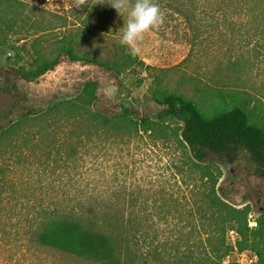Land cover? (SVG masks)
Instances as JSON below:
<instances>
[{
	"label": "rangeland",
	"instance_id": "1",
	"mask_svg": "<svg viewBox=\"0 0 264 264\" xmlns=\"http://www.w3.org/2000/svg\"><path fill=\"white\" fill-rule=\"evenodd\" d=\"M25 1L49 14L31 19L41 33L31 31L15 44L19 46L16 49H12L10 42L0 46V131L21 115L74 96L85 81H96L106 111H120V106H124L138 118L155 122L151 131L144 132L139 127L123 141L115 138L103 141L104 137L94 132L92 165L86 177L99 202L106 197L108 206L137 212L145 242L155 234L154 243L160 255L167 253L170 258L174 256L173 246L182 252L184 246L191 249L194 244L202 246L218 239V235L209 234L211 222L203 212L207 208L205 196L211 189L229 206L246 208L248 228L258 229L257 220L264 212V179L251 158L240 154L195 166L178 137L182 123L174 119L158 120L161 108L151 97L157 91L178 93L196 101L203 112L212 114L228 108L229 101L225 103L218 91L239 90L247 92L258 114L264 112L262 21H252L235 11L225 12L223 0H154L164 15V23L145 33L137 45V58L148 68L136 65L117 77L62 57L55 69L31 81L25 74L41 71L53 60L57 38L68 37L73 27L79 25L82 19L79 5L85 0ZM122 15L106 6L95 20L105 28L107 37L88 40L83 50L92 56L99 53L109 57L113 37L119 40L126 26L127 13ZM96 46L104 49L99 51ZM75 129L73 123L58 122L46 133L57 144L70 136L68 139L74 143ZM23 130L35 132L37 127L31 125ZM53 173L47 178L65 179L61 171ZM132 198L134 203L130 202ZM148 226H153L155 233L149 232ZM230 232L226 241L233 255ZM234 238L237 239L235 232ZM38 260L50 264H90L53 252L43 253ZM206 261L205 264L218 262L210 258ZM19 264L26 261L19 259Z\"/></svg>",
	"mask_w": 264,
	"mask_h": 264
},
{
	"label": "trees",
	"instance_id": "2",
	"mask_svg": "<svg viewBox=\"0 0 264 264\" xmlns=\"http://www.w3.org/2000/svg\"><path fill=\"white\" fill-rule=\"evenodd\" d=\"M223 1L225 12L235 11L264 24V0ZM99 2L85 0L79 5L82 15L79 25L73 27L68 37L57 38L53 60L41 71L25 74L27 79L33 81L45 71L55 69L62 57L117 77L136 65L148 68L114 37L109 45V57L99 53L92 56L83 50L88 40L107 37L105 28L95 19L105 12L106 6L110 9L111 6L108 0ZM234 2L236 6L232 5ZM47 14L25 0H0V46L10 42L12 49H16L19 46L15 44L31 31L41 33L31 19ZM261 29L264 31V25ZM98 87L96 81H85L74 96L21 115L0 131V264H19V259H24L26 264H50L38 260L45 252L90 264H205L209 258L218 260L209 264H222L231 249L226 241L229 231L237 234L235 246L239 252L252 250L257 254L254 264H264V212L257 220L258 229H249L248 210L229 206L212 189L205 196L207 208L203 212L211 222L209 234L218 235V239L202 246L194 244L191 249L184 246L182 252L173 246V258L167 253L160 255L154 243L155 234L145 242L137 212L108 206L106 197L99 202L86 177L92 165L94 132L104 137L103 141L110 138L123 141L139 127L144 132L151 131L155 122L138 118L124 106H120V111H106ZM221 91L219 96L225 103L229 101L228 108L212 114L203 112L196 101L178 93L157 91L151 98L161 108L156 116L158 120L174 119L182 123L178 137L195 166L245 154L264 179V112H256L255 103L246 91ZM58 122L76 125L74 143L68 139L72 136L61 144L49 139L47 129ZM31 125L37 127L35 132L23 130ZM56 170L65 179L47 178ZM130 202L135 200L132 198ZM217 225L220 227L216 228ZM148 229L154 232L153 226Z\"/></svg>",
	"mask_w": 264,
	"mask_h": 264
},
{
	"label": "clouds",
	"instance_id": "3",
	"mask_svg": "<svg viewBox=\"0 0 264 264\" xmlns=\"http://www.w3.org/2000/svg\"><path fill=\"white\" fill-rule=\"evenodd\" d=\"M100 0L99 3H103ZM111 7L119 14L127 13L126 26L120 38V45L132 56L139 53L137 46L143 40L145 33L158 29L164 23V15L154 0H108ZM123 16V15H122Z\"/></svg>",
	"mask_w": 264,
	"mask_h": 264
},
{
	"label": "built area",
	"instance_id": "4",
	"mask_svg": "<svg viewBox=\"0 0 264 264\" xmlns=\"http://www.w3.org/2000/svg\"><path fill=\"white\" fill-rule=\"evenodd\" d=\"M230 238L232 240V248L234 250V254L229 252L223 260L222 264H230V263H235V264H254L257 261V254L255 252L246 250V251H241L239 252L235 246V238H234V232H230Z\"/></svg>",
	"mask_w": 264,
	"mask_h": 264
}]
</instances>
